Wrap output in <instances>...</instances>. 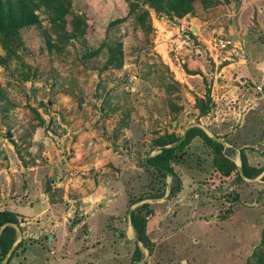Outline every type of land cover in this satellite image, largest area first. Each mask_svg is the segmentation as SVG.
<instances>
[{
    "label": "rangeland",
    "instance_id": "rangeland-1",
    "mask_svg": "<svg viewBox=\"0 0 264 264\" xmlns=\"http://www.w3.org/2000/svg\"><path fill=\"white\" fill-rule=\"evenodd\" d=\"M141 9L149 11L145 25L137 16ZM35 12L34 23L9 38L0 34V208L43 210L35 228L19 218L24 242L10 264H22L24 252L51 260L54 252H86L80 264H133L137 246L140 264H248L261 244L264 210L240 200L236 175L216 168L212 148L193 139L178 151L175 176H164L147 159L161 151L154 146L158 139L182 137L188 125H208L227 142V155L236 152L229 144L264 153V112L252 135L239 132L263 99L255 88L264 87V0L198 3L183 16L138 0H71L62 19L42 4ZM7 15L18 21L24 14ZM74 20L85 32L76 33ZM218 37L234 43L221 49ZM199 99L211 107L206 115ZM176 177L183 200L179 193L145 200L154 209L150 251L137 243L129 209L143 202L132 204L136 199L172 187ZM56 196L70 213L60 227L50 207ZM233 217L249 225L225 259L205 257L200 243L186 240L200 238L204 229L216 233L215 226L205 228L208 222ZM65 232L78 240L74 251L53 241Z\"/></svg>",
    "mask_w": 264,
    "mask_h": 264
},
{
    "label": "trees",
    "instance_id": "trees-1",
    "mask_svg": "<svg viewBox=\"0 0 264 264\" xmlns=\"http://www.w3.org/2000/svg\"><path fill=\"white\" fill-rule=\"evenodd\" d=\"M149 6V8L154 9L157 12H163L168 15L176 14L178 16H183L187 13L193 12L198 3L209 6L214 3H217L218 0H138ZM13 0H0V34H3L5 37H8L15 33L21 26L34 23V18L36 17L33 13H36V8H39L42 5L47 7L53 13H60L61 15L55 17L57 19H62L64 13L68 12L71 0H19L17 4H12ZM9 5V6H7ZM137 7L139 4L133 3L131 12H137ZM7 13H23L22 18L18 21L7 15ZM149 11L141 9L138 11L137 16L140 22L145 25ZM29 18L30 20L26 19ZM55 19H53L54 21ZM64 26V23H62ZM72 26L76 33L78 31L85 32L83 26H86L81 21H72ZM75 33V34H76ZM198 107L202 115L209 113L211 107L204 101L198 100ZM201 138L208 146L213 150V160L215 162L216 168L223 173V175L231 176L235 174V181L244 182V178L239 172V167L235 161H233L226 153L224 145L213 139L204 129L195 125L189 128L187 132L186 139L178 146L175 147H166L169 144L178 142L181 137H176L171 135L168 140L158 139L155 143V147H162V150L156 155L152 156L149 159L148 165H154L161 174L167 176V173L164 169L168 170L171 175L175 176L174 165L180 158L179 150L184 149L194 138ZM242 156V169L247 178H256L259 176L263 168L252 167L249 165L247 159ZM153 167V166H152ZM181 189V182L179 178L176 177L174 185L170 189V197L177 195ZM166 194V191H162L155 196L147 195L140 197L132 202V204L142 202L136 206L130 215L131 223L134 228V231L137 235V239L141 241L145 247L152 251V244L147 234V224L151 216L154 214V209L151 207L150 203L145 201L148 198H158L163 197ZM21 221L19 219L18 213L4 209L0 210V229L4 226L2 233L0 235V256L4 260L7 255L10 253L6 264H10V259L17 253L18 249L22 246L23 240H21L16 247L11 251L14 244L18 239V231L14 225L21 226ZM261 244L257 246L252 252L250 258L248 259V264H264V230L262 233ZM11 251V252H10ZM133 263L142 258V251L139 246H137L136 251L134 252Z\"/></svg>",
    "mask_w": 264,
    "mask_h": 264
},
{
    "label": "crops",
    "instance_id": "crops-1",
    "mask_svg": "<svg viewBox=\"0 0 264 264\" xmlns=\"http://www.w3.org/2000/svg\"><path fill=\"white\" fill-rule=\"evenodd\" d=\"M258 86H260V84ZM261 86L263 87V85H261ZM257 87L255 88V90L259 93L263 92V96L261 97L263 99H262V102L259 104V106L254 111L249 113V115L245 119L244 123H242L241 128L239 130L242 137H244L246 135H252L253 132L256 130L255 125L258 124L259 122H263V117L261 114H262V112H264V87H263V90L261 92L257 89ZM192 126H195V125H192ZM197 126H199V125H197ZM248 126L250 128H248ZM199 127L204 129L210 136H215V135H212L208 131V130H210L208 125H207V127H205V125L199 126ZM251 131H253V132H251ZM218 138H220V137H218ZM224 142H225V144H223V143L222 144L224 146L227 145V142L226 141H224ZM229 146L234 147L236 150V152L233 153V156H230V155H228V156L233 161H235L237 163L238 167H239V165L242 167V156H241V154L243 152V155L247 159L249 165H251L252 167L263 168L262 173L259 176H257L256 178H248V179L244 178V182H237L238 185H240V188H239V193H240L239 196L241 197L240 200H242V202H245V204L248 203V204L252 205L253 203H255L256 207L258 208L257 212H261L262 210H264V153H262V150H260V148H257V146L255 147V146L251 145V147H247V146H249V144H245L240 148L233 146L232 144H229ZM258 146L262 147V142L258 143ZM168 189L166 190L165 196L167 194H168L167 196H170L171 187H168ZM54 192L56 194L64 193L63 198L64 197L69 198L68 195L67 196L65 195L66 193H65L64 189L63 190L54 189ZM178 196L180 197L179 200H183L184 191L182 190L178 194ZM57 199H59L58 196H56V199L53 198L54 202L52 203V206H50V207H51V209H53L55 211L54 218H52L53 221L55 222L54 225L60 227V226L68 224L70 213L67 211L69 209H66L67 208V202H65V203L60 202V200H57ZM114 202H116V201L114 200ZM181 204H183V203H181ZM116 205H117V203L115 205L111 206V208L114 209ZM89 208H91V207H89ZM4 209L12 210V211L18 213L19 218L25 217V219H31L29 222L31 224L30 227L33 226L32 224L34 223L35 220H38L39 218L43 217V210H41L40 206H37L36 208L33 209L31 207H27V206H23V205H20V207H17V204L16 205L12 204L10 207L0 208V210H4ZM73 209H74V205L72 206L71 210H73ZM133 209H134L133 207L130 208L129 213H128L129 214L130 228L132 231H134V228H133L132 223H131L130 215H131V212ZM108 210H110V209H108ZM114 211L116 212V210H114ZM114 211H112L110 214H115ZM58 212H60L61 214H58ZM149 223H150V221H148L147 228H148ZM191 223H192V221L187 222L186 226H190ZM229 225L232 227H235V230L231 231L230 229H228ZM248 225H249L248 222L245 219H243L242 217L228 218L227 220L220 221L219 223H215L213 225H211V223L208 222V225L205 228H208V230L210 231L215 226L216 227V231H215L216 233H212V232L206 233V229H204L205 233L200 238L189 239L190 236H187L186 240L193 241L194 243H200L201 247H198V250H200L199 252H203L205 250V252H203V254H206L205 257L211 256V257H214L216 259H219V258L225 257L224 254L228 250H233L234 246L232 243H242L243 233H244L243 229H246L248 227ZM258 225L262 226V224H259V223H258ZM19 227H20L21 233L18 231L17 228L16 229H17L21 238L17 239V244L21 240H23L22 239L23 232H22L21 226H19ZM33 228H35V227L33 226ZM25 232H27V231H25ZM40 234H41V232H40ZM39 236H41V235H39ZM57 238H58L57 240H55V239L53 240L55 242V244H57V249H59V248L61 249L65 245L68 248L67 250H72V251L75 250V247L77 246V241H78L75 236H72L71 234L65 232V234L63 236L58 235ZM247 239H245V242H248ZM136 241H137V239H136ZM137 243H139V242L137 241ZM140 243H142V242L140 241ZM230 243H231V249L230 248L227 250L222 249V247H225L226 245H229V247H230ZM234 245H235V248L238 247V244H234ZM85 255H86V252H79L77 254H75V253L74 254L64 253L62 255H60L58 253L56 254V252H54L53 256H56L57 259L51 260L49 257L41 256V255L38 256L37 258H35V257L30 258L29 254L24 252L22 255H20V258H22L21 259L22 264H27V262H28V264H80L81 262H84L83 260L85 259ZM7 259L6 258L4 259L5 264H6ZM222 259H225V258H222Z\"/></svg>",
    "mask_w": 264,
    "mask_h": 264
},
{
    "label": "water",
    "instance_id": "water-1",
    "mask_svg": "<svg viewBox=\"0 0 264 264\" xmlns=\"http://www.w3.org/2000/svg\"><path fill=\"white\" fill-rule=\"evenodd\" d=\"M191 126H192V125H188L186 131L184 132V135L181 137V139H180L178 142H176V143H174V144H172V145H170V146H166V147H175V146L180 145V144L186 139L188 129H189ZM212 138L215 139V140H217V141H219V142H221V143H223V144H225V142H224L222 139L218 138L217 136H212ZM161 150H162V148H161ZM147 163L150 164V163H149V159H147ZM152 166L155 167L154 165H152ZM164 170H165V172L167 173V175H171V173H170L168 170H166V169H164ZM239 171H240V173H241V175H242L243 178L248 179V178L245 176L244 171H243V169H242V167H241L240 165H239ZM130 212H131V211H130ZM14 226H15V227L18 229V231L21 233L20 227H19L18 225H14ZM3 228H4V226L0 229V235H1V233H2ZM137 241L140 243V241H139L138 239H137ZM16 245H17V242L14 244V246H13L12 249H11V251L15 248ZM11 251H10V252H11ZM9 255H10V253L7 255L6 259L8 258ZM141 262H142V260H138V261H135L134 264H140Z\"/></svg>",
    "mask_w": 264,
    "mask_h": 264
},
{
    "label": "built area",
    "instance_id": "built-area-1",
    "mask_svg": "<svg viewBox=\"0 0 264 264\" xmlns=\"http://www.w3.org/2000/svg\"><path fill=\"white\" fill-rule=\"evenodd\" d=\"M233 40L228 37H218L217 38V46L221 49H225L230 47L233 44ZM257 89L261 92L263 90V87L260 85L257 87Z\"/></svg>",
    "mask_w": 264,
    "mask_h": 264
}]
</instances>
